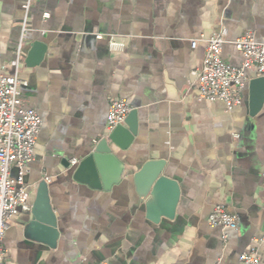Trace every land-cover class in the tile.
I'll return each mask as SVG.
<instances>
[{
  "label": "crops",
  "instance_id": "1",
  "mask_svg": "<svg viewBox=\"0 0 264 264\" xmlns=\"http://www.w3.org/2000/svg\"><path fill=\"white\" fill-rule=\"evenodd\" d=\"M24 3L0 0V75L19 59L20 98L42 120L24 182L31 209L38 183L47 184L57 234L27 233L31 209L14 215L3 264H240L253 239L264 264V102L253 111L249 90L258 75L248 71L228 109L199 98L192 73L222 27L231 65L242 62L235 38L251 31L264 42V0H31L28 11ZM37 41L41 56H29ZM118 98L137 111V133L121 151V180L92 187L74 170L106 133ZM149 161H163L177 182L171 218L165 194L138 192L135 175ZM218 203L236 214L237 230L209 226Z\"/></svg>",
  "mask_w": 264,
  "mask_h": 264
},
{
  "label": "built area",
  "instance_id": "2",
  "mask_svg": "<svg viewBox=\"0 0 264 264\" xmlns=\"http://www.w3.org/2000/svg\"><path fill=\"white\" fill-rule=\"evenodd\" d=\"M30 4L31 0H25V11H28ZM27 30L29 26L24 18L21 23V40ZM227 33V29L222 27L205 40L202 64L192 73L196 78L199 98L220 100L228 109H232L241 101L240 91L248 80V71L264 76V42L255 40L251 31L235 38L232 42L242 62L234 66L221 56L222 47L228 41ZM196 44V40L191 41V47L194 48ZM109 45L121 47L112 37H109ZM18 60L15 58L11 61L15 68L13 74L0 75V264H3L6 257L2 241L11 218L31 209L30 191L24 182L25 167L35 157V143L42 125L37 112L26 108L20 98V89L26 82L18 76ZM130 110L125 99H112L106 116V131L123 124ZM70 163L74 165L76 160L72 159ZM13 168L16 169L15 175H12ZM207 221L211 227L238 229L236 214L229 212L223 203L214 206ZM258 244L259 241L253 239L248 249L240 253V264H260Z\"/></svg>",
  "mask_w": 264,
  "mask_h": 264
},
{
  "label": "water",
  "instance_id": "3",
  "mask_svg": "<svg viewBox=\"0 0 264 264\" xmlns=\"http://www.w3.org/2000/svg\"><path fill=\"white\" fill-rule=\"evenodd\" d=\"M44 45L35 42L32 54L41 56ZM250 104L253 111L258 110L264 102V76H258L249 82ZM137 111L130 110L123 124L116 126L91 145L88 154L79 162L74 170V178L84 180L90 186L109 189L121 180L124 167L120 161L121 151L126 150L137 133ZM163 161L145 163L135 175L138 192L141 196L150 194V200L158 199L165 194L168 201L164 216L171 218L177 201L179 189L177 182L163 173ZM152 214V213H151ZM151 219L156 221L158 214L153 213ZM57 221L53 212L47 184L42 180L38 183L36 197L31 209V218L27 223V233L37 232L39 238L50 234L56 236ZM41 235V236H40Z\"/></svg>",
  "mask_w": 264,
  "mask_h": 264
}]
</instances>
